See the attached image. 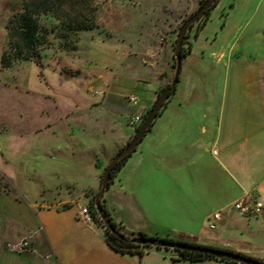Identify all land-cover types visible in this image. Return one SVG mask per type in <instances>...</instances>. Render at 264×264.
<instances>
[{
    "label": "crops",
    "instance_id": "crops-1",
    "mask_svg": "<svg viewBox=\"0 0 264 264\" xmlns=\"http://www.w3.org/2000/svg\"><path fill=\"white\" fill-rule=\"evenodd\" d=\"M171 10V14L177 13L176 7ZM211 17L195 42H189L191 52L182 59L174 94L155 119L145 145H138L113 178L111 217L126 236L142 232L149 237L173 239L171 231H176L180 241L228 249L264 262V208L260 215L248 218L247 223V217L232 209L236 200L248 194L264 204V65H239L232 52L234 42L208 54L198 49ZM214 36L215 44L218 38ZM165 38L167 41L161 42ZM173 38L174 35H148L147 41L139 46L142 72L137 81L138 106L127 98L123 100L105 75L94 73L97 81L106 85L104 97L84 107L92 110L101 106L122 114L126 105L133 115H144L164 86L172 64ZM46 54L44 67L48 66L55 74L68 73L65 69L61 71L59 60L56 66L49 64L51 59ZM68 66L74 72L83 70L80 64ZM47 96L55 100L58 110L61 101H57L54 93ZM76 105H81L79 100ZM25 106L23 116L30 119V106ZM50 111L41 109L40 114L48 116ZM77 111L72 116H77ZM73 125L55 128V132L71 139L68 141L72 144L66 145V150L71 151L66 160L54 163L52 149H48L46 156L51 161L42 166L35 188L25 167L21 177L14 178L0 166V264H228L215 260L177 261L178 255L162 249H150L142 256L113 250L99 224H86L78 216L80 208L90 207L96 196L101 176L96 170L102 165L95 158L100 147L86 146L84 152L97 151L91 160L95 173L80 177L83 164L75 160L74 143L78 141L73 135L78 132L92 137L94 123L89 122L86 127L74 122ZM111 127L110 137L117 139L112 142L117 145L110 152L112 160L126 147L134 132L120 135L119 128ZM8 129L9 125H0L1 142L9 140ZM11 150L12 146L8 152ZM102 202L107 204L105 198ZM219 210H225L224 217L215 222L220 224V229L211 236L206 224L213 222L209 216ZM171 220L178 221L180 226L172 229ZM29 236L32 253L19 255L3 248L7 242Z\"/></svg>",
    "mask_w": 264,
    "mask_h": 264
},
{
    "label": "rangeland",
    "instance_id": "rangeland-1",
    "mask_svg": "<svg viewBox=\"0 0 264 264\" xmlns=\"http://www.w3.org/2000/svg\"><path fill=\"white\" fill-rule=\"evenodd\" d=\"M199 2L200 0H116L106 3L99 11L100 29L79 34L78 53L69 54L57 47L44 51L51 59L49 64L53 63L56 66V60H59L61 71L65 69L64 71L68 72L55 74L48 66L41 67L31 61H19L12 67H2L1 56L7 44L6 24L19 10L21 0H0V123L7 124L10 128L9 140L0 141V166L3 172L19 178L25 167L32 188H35L34 185L41 177L40 172L45 162L64 161L71 151L69 148V152L66 150V145L72 144L68 141L71 139L62 136L60 132H55V128L65 125L73 127V122L86 127L92 122L94 123L92 137L81 136L78 132L73 135L78 141L74 143V148H77L76 152L75 150L73 152L77 154L75 160L79 159L83 164L80 177L85 175L88 177L95 173L91 160L97 151L93 149L88 153L84 152V149L86 146L100 147L99 155L95 157L99 158L102 165L100 170H96L101 175L97 185V195L102 185L101 177L111 160L110 152L117 147L115 143L112 144L113 140L117 139L110 137L111 125L119 128L120 135L134 132L130 140L136 134L135 128L130 126V119L134 113L128 106L123 105L126 112L122 114L110 112L101 106L92 110L84 107L85 104L102 101L103 91L106 90V85L97 81V77L95 78L93 74L105 75L109 79L107 82H110L113 88H117L123 100L126 101L131 95L137 98L139 96L137 81L142 72L139 64V46L147 41L148 35H174L171 48L172 64L163 85L170 84L174 75L173 45L179 35L180 25L197 11L200 7ZM173 7L174 9L176 7L177 13L171 14ZM232 8L235 9L234 12L231 11ZM211 16L209 26L201 34L202 37L197 44L198 49L205 50L208 54L221 45L234 42L232 52L239 65L252 66L260 63L264 65V0H219ZM168 19L170 20L167 22ZM196 28L195 26L190 31L185 46L189 42H195ZM213 36L218 38L217 44L212 43ZM95 40L98 42L95 43ZM165 41L166 38L161 42ZM114 52L117 53L116 60L113 59ZM71 63L80 64L83 70L71 71L69 69L71 67L68 66ZM52 93L58 98L59 103L61 101L58 110H55V100L47 96ZM78 100L81 107L76 105ZM25 103L30 106V119L23 116ZM76 106H79V111L76 110ZM46 108L51 111L48 116H42L41 109ZM73 111L79 112L78 115L72 116ZM150 132L151 129L139 143L141 147L145 145V138L149 137ZM10 146L12 150L8 152ZM48 149H52L51 160L46 156V153H49ZM135 158L137 159L138 156ZM112 191L109 187L103 196L107 200V204L103 205L110 216H112L110 199ZM248 218L251 217L245 218L246 223L250 220ZM215 224L216 230H208L211 236L219 232L220 224ZM206 225L208 229L209 223ZM169 226L173 229L180 224L171 220ZM171 232L172 238L178 240L177 232ZM162 250L178 255L175 249L162 248Z\"/></svg>",
    "mask_w": 264,
    "mask_h": 264
},
{
    "label": "trees",
    "instance_id": "trees-1",
    "mask_svg": "<svg viewBox=\"0 0 264 264\" xmlns=\"http://www.w3.org/2000/svg\"><path fill=\"white\" fill-rule=\"evenodd\" d=\"M110 1L116 0H21V6L19 10L9 18L6 24L7 44L1 56L2 67H12L19 61H31L42 67L44 51L52 47H57L59 50L65 52H76L78 50L80 42L79 34L81 32L100 29L99 11L101 10L103 5ZM204 2L205 0H200L199 3L201 5ZM218 3L219 0H217L208 9V11L195 24H193L191 29L186 34L184 44L190 36V31L195 26L197 27L195 38L204 29V27L210 20L212 10L217 6ZM184 22L185 20L183 21V23ZM182 25H180L179 31ZM176 42L177 40H175V43L173 45L174 52L176 50ZM190 52L191 44L188 43L187 46L183 45L182 58H185L188 54H190ZM173 68H175V62L173 63ZM164 87L165 85L162 86L158 91L156 100L158 99L159 94ZM174 91L175 89L172 91L170 98L174 94ZM156 100L154 101L151 108L143 115V122L146 116L152 110L154 104L156 103ZM168 101L169 99L160 110L159 114L163 111ZM140 126L135 129V134L140 129ZM132 153L122 157L115 165L111 173L110 184H112L113 178L126 164ZM103 207L104 214L110 217L112 226L116 229V233L112 232L110 228L106 226L103 218L98 213L95 206L94 196L93 200L90 202L91 211L94 215L95 222L104 229L106 241L113 250L124 255L142 256L148 250L153 248L151 246H144L132 242L130 240L132 238H149V236L142 232L133 234L131 236H126L122 231V227L112 219L108 211L105 209L104 205ZM166 240L177 241L201 248L218 249L200 245L194 242L180 241L168 238ZM155 248L159 250L162 249L159 247ZM176 251L178 252V257L177 259H175L177 261L196 263L215 260L228 264H238L232 260L217 259L213 255L206 252L188 250ZM259 261L264 263L261 260Z\"/></svg>",
    "mask_w": 264,
    "mask_h": 264
},
{
    "label": "water",
    "instance_id": "water-1",
    "mask_svg": "<svg viewBox=\"0 0 264 264\" xmlns=\"http://www.w3.org/2000/svg\"><path fill=\"white\" fill-rule=\"evenodd\" d=\"M216 1L217 0H205V2L200 5L197 11L193 15H191L188 19H186L183 25L181 26L179 35L177 37L176 50L174 54L175 68H174V75L172 81L170 82V84L166 85L162 89L158 99L156 100V103L154 104L150 113L146 116L144 122L140 126V129L138 130L134 138L126 145V147L120 153H118L115 157L112 158V160L110 161L109 165L107 166L106 170L102 175V185L99 192L95 196V206L97 208L98 213L103 218L106 226L110 228V230L114 233H116V229L112 226L110 217L104 214V207L102 202V198L104 196L105 191L108 190L110 187V178L113 168L122 157L134 152L137 149L139 143L144 139V137L150 131L160 110L163 108L167 100L170 98L172 91L176 88V85L179 81L182 59H183L182 49L185 42L186 34L191 29L193 24H195ZM130 240L134 243H138L144 246L206 252L213 255L217 259L232 260L238 264H264L257 259L247 257L245 255L224 249L201 248L198 246L187 245L177 241H168L166 239L156 238V237L132 238Z\"/></svg>",
    "mask_w": 264,
    "mask_h": 264
},
{
    "label": "built area",
    "instance_id": "built-area-1",
    "mask_svg": "<svg viewBox=\"0 0 264 264\" xmlns=\"http://www.w3.org/2000/svg\"><path fill=\"white\" fill-rule=\"evenodd\" d=\"M127 99L134 106L139 105V100L135 96H129L127 97ZM142 123H143V116L140 114H136L130 119V126L135 129L139 127ZM213 153L217 154V151L214 150ZM263 208H264L263 202L257 199L252 194L245 195L242 198L236 200L232 204V209L235 212H237L241 216H246V217H255L257 215H260L261 212L263 211ZM224 212L225 210H219L212 213L209 216V219L213 220V222L209 224V228L211 230L216 229L215 222L221 221L223 219ZM78 216L79 219L86 224H92L95 222L94 215L89 206H82L79 210ZM3 248L19 255L29 254L34 251L31 236L21 239L19 241L7 242L4 244Z\"/></svg>",
    "mask_w": 264,
    "mask_h": 264
}]
</instances>
